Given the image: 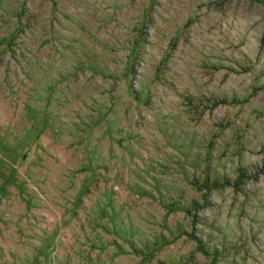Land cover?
Listing matches in <instances>:
<instances>
[{"label": "rangeland", "instance_id": "374dc122", "mask_svg": "<svg viewBox=\"0 0 264 264\" xmlns=\"http://www.w3.org/2000/svg\"><path fill=\"white\" fill-rule=\"evenodd\" d=\"M0 264H264V0H0Z\"/></svg>", "mask_w": 264, "mask_h": 264}]
</instances>
